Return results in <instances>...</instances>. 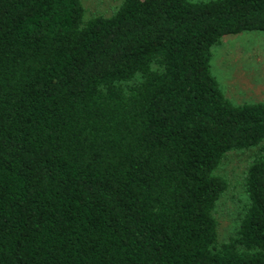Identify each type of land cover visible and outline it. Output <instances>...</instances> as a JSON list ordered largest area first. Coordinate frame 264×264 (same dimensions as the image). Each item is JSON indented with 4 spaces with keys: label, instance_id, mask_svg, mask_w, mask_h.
<instances>
[{
    "label": "trees",
    "instance_id": "trees-1",
    "mask_svg": "<svg viewBox=\"0 0 264 264\" xmlns=\"http://www.w3.org/2000/svg\"><path fill=\"white\" fill-rule=\"evenodd\" d=\"M264 0H0V264H264V103L211 72ZM260 147L219 236L217 173Z\"/></svg>",
    "mask_w": 264,
    "mask_h": 264
},
{
    "label": "rangeland",
    "instance_id": "rangeland-1",
    "mask_svg": "<svg viewBox=\"0 0 264 264\" xmlns=\"http://www.w3.org/2000/svg\"><path fill=\"white\" fill-rule=\"evenodd\" d=\"M119 1L82 0V3L86 16H90L110 12ZM211 72L233 102L264 103V32L250 30L223 36L212 46ZM261 145L264 147V140ZM258 150L259 146L227 152L217 169L227 180V188L215 206L221 239L234 232L244 211V172Z\"/></svg>",
    "mask_w": 264,
    "mask_h": 264
}]
</instances>
